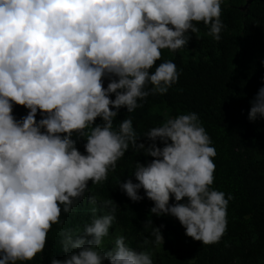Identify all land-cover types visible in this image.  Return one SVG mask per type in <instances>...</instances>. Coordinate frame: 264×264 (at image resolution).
I'll return each instance as SVG.
<instances>
[{"label": "trees", "instance_id": "1", "mask_svg": "<svg viewBox=\"0 0 264 264\" xmlns=\"http://www.w3.org/2000/svg\"><path fill=\"white\" fill-rule=\"evenodd\" d=\"M245 2L0 0V264H264V0ZM35 180L104 205L115 246L77 247L92 214L9 196Z\"/></svg>", "mask_w": 264, "mask_h": 264}, {"label": "rangeland", "instance_id": "2", "mask_svg": "<svg viewBox=\"0 0 264 264\" xmlns=\"http://www.w3.org/2000/svg\"><path fill=\"white\" fill-rule=\"evenodd\" d=\"M52 41H62L69 48L83 52L91 61L95 62H111L118 59L124 46L121 41L99 43L95 37L80 38L69 31H63L62 34L55 36ZM50 45L51 42L44 45H30L24 39H19L17 43L19 49L25 50L30 54H39L42 57L51 55ZM168 52L169 50L166 48L155 50V53L159 55H165ZM179 54L185 56L187 53L184 49H181ZM259 62L264 66V55L259 59ZM195 142L196 140L193 139L190 145L182 150L185 156L191 157L198 154L194 147ZM8 194L10 197L20 196V199L24 202H27L31 194H34L37 199L36 207L38 209L42 208V211L49 217L50 221L54 220L55 211L59 205H62V211L58 214L59 221L67 220L66 215L68 212L82 211L87 216L92 214L90 221L85 224L88 227V231H80L78 233L81 237L77 245L78 248L89 244V251L108 252L121 237L120 229L111 225V218L106 207L99 204L95 199L89 198L87 193L81 191L76 184H57L35 180L18 185L14 181V185ZM99 215H102V219L97 221ZM104 221L110 225L105 227Z\"/></svg>", "mask_w": 264, "mask_h": 264}, {"label": "water", "instance_id": "3", "mask_svg": "<svg viewBox=\"0 0 264 264\" xmlns=\"http://www.w3.org/2000/svg\"><path fill=\"white\" fill-rule=\"evenodd\" d=\"M254 0H246L244 6L240 9L242 12L253 2ZM258 1V0H257Z\"/></svg>", "mask_w": 264, "mask_h": 264}]
</instances>
